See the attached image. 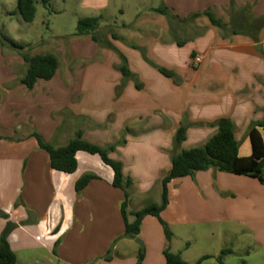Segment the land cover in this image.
<instances>
[{
    "label": "crops",
    "instance_id": "obj_1",
    "mask_svg": "<svg viewBox=\"0 0 264 264\" xmlns=\"http://www.w3.org/2000/svg\"><path fill=\"white\" fill-rule=\"evenodd\" d=\"M234 3L264 16V0ZM230 6V0H82L80 19L103 17L97 31L102 43L88 35L52 45L57 73L32 90L20 82L11 86L17 77L0 53V135L14 138L0 142V238L11 224L8 240L16 264H138L141 253V264H166V250L187 264L205 257L202 264H220L227 249L232 253L223 256L224 264H241L252 251L264 254L260 180L215 169L175 179L161 214L172 239L154 216L144 218L138 236L129 237L122 215L125 193L113 186V170L100 157L79 152L76 172L56 171L31 136L36 131L63 147L81 130L91 143L116 144L110 157L122 162L133 182L126 209L130 224L136 212L162 202V180L174 153L206 144L217 121L234 123L239 154L249 157L250 130L264 120V28L256 38L233 35L205 16L182 22L211 9L228 24ZM164 7L178 19L155 11ZM186 25L201 32L181 39L179 30ZM59 55L70 56L64 70ZM195 56L203 58L198 68L191 63ZM122 57L140 89L135 80L122 87ZM78 60L87 62L70 68ZM182 125L187 138L176 148ZM26 128L30 131L23 133ZM86 175L99 178L78 192L76 184ZM243 238L252 245L240 247Z\"/></svg>",
    "mask_w": 264,
    "mask_h": 264
},
{
    "label": "trees",
    "instance_id": "obj_2",
    "mask_svg": "<svg viewBox=\"0 0 264 264\" xmlns=\"http://www.w3.org/2000/svg\"><path fill=\"white\" fill-rule=\"evenodd\" d=\"M53 0H41L43 6L48 7ZM38 0H18V13L26 23H32L37 14L36 3ZM231 12L230 21L226 24L221 18L217 17L211 9L202 13H194L188 18L183 19L182 22H194L200 17H207L210 22L222 29L228 30L233 35L246 34L255 35L257 38L258 33L264 28V16L255 17L251 14V7L245 6L238 9L234 0H230ZM159 14L174 17L166 7L155 10ZM103 17H86L80 19L77 24V31L74 36H92L95 42H101L98 37L97 31L100 28ZM1 34V30H0ZM184 42L180 46H184ZM9 46L18 51H23L27 46L19 44L14 40L0 36V47L5 48ZM108 46V45H107ZM23 60L27 66V71L19 80L20 84L32 90L39 81L52 80L59 68V59L54 54L45 55H30L23 54ZM145 59L154 67L164 74L166 77L173 78L174 73L167 69L156 66L154 63ZM119 70L124 76L125 85L127 80H135L138 89L141 85L138 83L137 77L130 71L127 60L122 57V64ZM217 127V132L212 136L206 144L201 147L192 148L190 150H183L179 153H174L172 157V168L170 172L162 180V202L160 204H153L146 208L141 209L135 213L136 221L130 224L127 219L126 209L129 204V189L132 187L133 182L130 178H126L124 174V167L122 162L117 161L110 157V153L116 150V144L101 147L97 144L91 143L84 139L83 131L76 132L75 137L69 141L66 146L56 147L51 142L44 140L42 135L38 132H33L31 135L38 141L39 147L46 151L51 160V166L54 170L67 174L76 172L78 162L76 155L79 152H85L90 155L98 156L102 162L109 166L114 172L113 186L121 189L125 193V201L122 204V215L125 221V234L129 237H136L140 233L142 221L147 216H154L160 220L164 226L168 240L172 239V234L169 231L166 223L163 221L161 214L168 205L169 186L175 179L193 176L197 172L215 169L220 172H225L238 176H248L260 180L264 184V120L254 124L250 130V138L252 143V153L249 157H241L239 154V142L237 141L234 133V123L229 119H221L214 123ZM188 127L182 125L177 131L175 137V147L178 148L186 141ZM14 138H4L0 135V142L3 140H13ZM99 177L93 175H86L80 179L76 184V190L80 192L92 180ZM12 225L8 224L0 238V264H16V255L11 248L8 240L11 232ZM230 249L223 250L221 256L218 258L220 264H224L223 256L231 254ZM144 254L139 256V263L141 264ZM166 264H187L177 254L171 253L170 250L165 251ZM202 258L196 264H202L206 259ZM244 264V263H243Z\"/></svg>",
    "mask_w": 264,
    "mask_h": 264
},
{
    "label": "rangeland",
    "instance_id": "obj_3",
    "mask_svg": "<svg viewBox=\"0 0 264 264\" xmlns=\"http://www.w3.org/2000/svg\"><path fill=\"white\" fill-rule=\"evenodd\" d=\"M81 2L82 0H55L51 5L45 7L41 0H38L36 3L37 14L35 20L32 23H26L18 13V0H0V36L8 37L25 46L28 42H32L23 51L15 50L9 46L5 48L0 47L5 68L12 70L13 75L17 77L11 86L14 85L15 87L19 85V79L26 71V64L22 57L23 54H54L52 51L55 49H53L52 45L73 38L77 31L78 20L85 14L79 8ZM132 16V14L128 13L127 18H132ZM106 31V29L101 31V34L104 35ZM179 31L181 39L192 37L201 32L199 29L196 30L192 25L182 26ZM68 55L65 59L59 55L62 63L61 70L66 69L68 66L67 62L70 61V56ZM198 58L203 60L201 56H195L191 62L194 68H198L201 65L202 60L201 62H197ZM86 62L85 60H78L71 64L70 68L75 69L79 63L86 64ZM27 131H30V128L23 130V133ZM250 244L252 245V243H248L247 239L244 238L239 242V246L242 248H246ZM244 258L241 264L245 261H248V264L264 263V254L262 252L253 253L252 251L250 258Z\"/></svg>",
    "mask_w": 264,
    "mask_h": 264
},
{
    "label": "water",
    "instance_id": "obj_4",
    "mask_svg": "<svg viewBox=\"0 0 264 264\" xmlns=\"http://www.w3.org/2000/svg\"><path fill=\"white\" fill-rule=\"evenodd\" d=\"M136 243H138L140 247L142 248V250L144 251V244L138 239L136 240Z\"/></svg>",
    "mask_w": 264,
    "mask_h": 264
},
{
    "label": "built area",
    "instance_id": "obj_5",
    "mask_svg": "<svg viewBox=\"0 0 264 264\" xmlns=\"http://www.w3.org/2000/svg\"><path fill=\"white\" fill-rule=\"evenodd\" d=\"M197 62H201V58H198V59H197Z\"/></svg>",
    "mask_w": 264,
    "mask_h": 264
}]
</instances>
